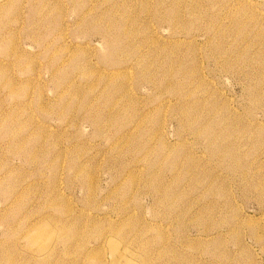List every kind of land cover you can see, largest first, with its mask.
Returning a JSON list of instances; mask_svg holds the SVG:
<instances>
[{"label": "rangeland", "instance_id": "1", "mask_svg": "<svg viewBox=\"0 0 264 264\" xmlns=\"http://www.w3.org/2000/svg\"><path fill=\"white\" fill-rule=\"evenodd\" d=\"M0 264H264V0H0Z\"/></svg>", "mask_w": 264, "mask_h": 264}]
</instances>
